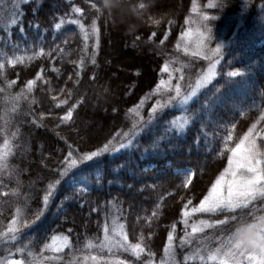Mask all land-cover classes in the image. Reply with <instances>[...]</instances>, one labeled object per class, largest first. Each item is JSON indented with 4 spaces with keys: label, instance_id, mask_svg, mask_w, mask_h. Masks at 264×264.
<instances>
[{
    "label": "trees",
    "instance_id": "obj_1",
    "mask_svg": "<svg viewBox=\"0 0 264 264\" xmlns=\"http://www.w3.org/2000/svg\"><path fill=\"white\" fill-rule=\"evenodd\" d=\"M137 2L138 0H131L130 4L115 12V23L109 21L105 27L103 21L100 22L98 49L94 36L85 40L84 33L77 25L67 23L68 20L79 18L78 14L72 12L73 7L83 8L87 19L88 0H32L31 3L15 0V10L19 12V16L15 17L18 24L0 23V51L7 52L9 56L24 57H31L33 51H39L40 48L45 53L52 52L51 58L48 55L36 57L25 60L24 64L15 69L6 68L8 79L17 80V74L19 75L14 91H19L27 80L34 79L36 73L43 68V76L50 81L51 88L58 90L66 87L75 91L70 102H75L81 96L85 98V102L74 112L71 127L61 126L60 129H55L58 121L46 116L45 127L37 129L26 122L23 114L16 118L22 135L16 141L18 147L11 164L26 169L20 180L24 185L22 193L32 197V210L43 207L44 189L49 180L54 178L50 169L57 166V162L67 151V145L56 137L55 131H59L73 147L83 151L94 150L115 132L121 129L127 131L131 127L127 110L164 77L160 69L165 60L175 54L174 46L180 32L185 29V18L191 14L192 0H154L150 14L157 18L163 17L158 28L149 26L146 20L138 19L132 14L131 7ZM220 2L222 7L207 9L204 7L207 0H197L202 11L218 17L210 22L214 34L221 35L224 40H231L232 34L237 33L238 40L233 46L232 54L225 51L219 70L227 72L246 69L251 64L247 84L228 92L222 105L213 112H198L199 119L190 126L185 136L178 140L173 138L171 144L163 143L159 151L148 148L149 140L163 135L166 122L179 113L175 109L167 110L158 125L141 134L137 141L138 148L106 155L98 164L86 168L82 174L86 180V190L83 193L71 190L67 184L59 186L46 210L43 225L37 231L26 230L27 235L22 243L31 239L34 250L39 253L52 236L67 235L72 247L65 248L63 253L58 254L63 257L64 263L73 254H89L84 249L86 240L93 239L96 242L97 237L102 238L104 224L110 226L113 219H117L118 223L125 224L130 241L137 242L136 237L143 232L145 243L155 253L153 259L158 264L164 256L168 232L175 223L177 264H199L198 261L185 262L184 259L197 245L193 242L180 246V239L184 236V227L180 222L181 209L188 198H192L193 205L198 204L223 171L228 155H219L224 128L235 123L236 140L264 111V12L260 8L264 0H250V6L246 10L243 9L246 0ZM0 9H3L0 16H7L10 20L13 15V0H0ZM61 18L65 19V24L58 30L54 25ZM168 20L174 23L169 26ZM152 31L157 32V37L154 42H149L148 37ZM165 32L170 33L169 38L165 45H160L159 40ZM137 35L141 39L134 41ZM214 43L215 40L212 47L215 46ZM58 49H64L63 54ZM93 57L97 61L95 66L91 64ZM81 59L85 62L84 71L81 72L80 84L74 85L77 66L73 62ZM194 64L193 78L202 67H206L205 61L196 60ZM53 68L59 71L55 72ZM69 75L73 76V80H68ZM93 75L97 77L95 81L92 80ZM218 80L222 82L220 77ZM182 83L186 85L188 82ZM105 89L108 91L105 92ZM52 94L55 92L50 94L43 81H37L32 94L37 101L33 106L37 114L41 111L47 113L49 108H53L57 115H63L64 109H54ZM208 95L215 99L211 92ZM199 99L200 103L191 105L193 111L206 103L205 97L200 96ZM149 104L150 102L145 105V119ZM27 107V103H22V111H26ZM113 107L118 111L113 113ZM98 125V128H94ZM74 128L80 130V135ZM81 135L85 138L81 139ZM197 138L199 147L195 143ZM49 153L51 157L45 159L48 164L46 169L41 160L49 157ZM186 170L197 173L193 177V183L187 189L177 187L182 184ZM30 181H35V184H30ZM9 184L10 187H15L14 181ZM66 197L71 199H65ZM158 205V215L152 219L149 227L145 218H150ZM93 208L97 211H91ZM12 211L11 208L6 209L4 216L0 218L5 224ZM197 218L215 217L202 214ZM69 229L72 231L69 232ZM216 234L219 235L218 232ZM143 259H147V256L142 257Z\"/></svg>",
    "mask_w": 264,
    "mask_h": 264
},
{
    "label": "snow or ice",
    "instance_id": "obj_2",
    "mask_svg": "<svg viewBox=\"0 0 264 264\" xmlns=\"http://www.w3.org/2000/svg\"><path fill=\"white\" fill-rule=\"evenodd\" d=\"M23 2L31 3L32 0H23ZM130 3L131 0H88L87 19L83 8L73 7L72 12L78 14L79 18L68 20L67 23L77 25L84 33L85 40L89 36H94L98 49L100 22L103 21L105 27L109 21L115 23L114 13ZM222 6L220 0H207V4L204 5L207 9ZM249 6L250 0H246L243 9L246 10ZM152 7H154V0H138L132 5L131 12L136 18L146 20L149 26L158 28L163 17L157 18L150 14ZM260 8L264 12V3H261ZM15 9L16 3L13 0L11 19L0 16V23L17 25L18 21L15 17L19 16V12ZM191 12L196 19L185 18V25L188 27L179 34L174 46L175 54L169 56L160 69L167 78L160 79L149 93L127 110L126 115L131 119V127L127 131L121 129L115 132L111 138H106V142L102 145L88 151L73 147L59 131H55L56 137L67 145V151L57 162V166L50 169L54 173V178L49 180L44 189L43 207L36 210L31 208L32 197L22 193L24 185L20 176L26 169H20L11 164L18 147L16 141L22 135L16 118L23 114L26 122L37 129L45 127L46 116L58 121L55 129H60L61 126L71 127L74 122V112L85 102V98L81 96L75 102H70L75 96V91L66 87L58 90L51 88L50 81L43 76V68L36 73L34 79L27 80L19 91H14L19 75L17 74V80L8 79L6 68L15 69L18 65L24 64L25 60H33L36 57L48 55L51 58L52 52L45 53L44 49L40 48L39 51H33L31 57H24L9 56L7 52L0 51V218L4 216L6 209H13L6 224L3 219H0V264H63L62 256H45L44 252L47 250L59 254L63 253L65 248H71L72 244L67 235L52 236L51 243L45 244L39 253L34 250L31 239L25 243L21 242L27 235L26 230L37 231L41 228L46 218V210L59 186L67 184L71 190L83 193L86 190V180L82 174L86 168L92 164H98L106 155L138 148L137 141L141 134L158 125L167 110L176 109L183 114L168 120L164 134L151 138L148 148L159 151L163 143L171 144L173 138L178 140L185 136L190 126L199 119L198 112H213L216 107L222 105L228 92L247 84L246 78L252 67L251 64L246 69L227 72L219 70L225 51L228 50L229 54H232L233 46L238 40L237 33L234 32L232 39L226 44L222 36L214 34L210 26V22L218 17L201 11L197 0H192ZM67 15L66 13L65 16ZM167 23L171 26L174 22L168 20ZM63 24L65 19L61 18L54 27L59 30ZM36 27L39 29L38 24ZM169 34V32L163 34V38L159 40L160 45H165ZM155 37L157 32L152 31L148 41L154 42ZM140 39L139 35L134 37V41ZM214 40L215 47H212ZM58 51L63 54L64 49H58ZM196 60L205 61L206 67H202L193 78L192 71ZM73 63L77 66L74 85H79L85 62L81 59ZM91 64L93 66L97 64L94 57ZM52 70L59 71L56 68ZM218 77L222 79V82L218 80ZM96 78L95 75L92 76L93 81ZM68 80H73V76L69 75ZM37 81H43L48 86L50 94L55 92L51 95L54 109H64L63 115H57L53 108H49L47 113L41 111L37 114L33 107L37 101L32 96ZM185 81L188 82L186 85L182 83ZM104 91L107 92L108 89ZM209 92L215 99L209 97ZM200 96L205 97L206 103L201 104L200 109L193 111L191 105L200 103ZM150 101L147 119H145V105ZM22 103H27L26 111H22ZM112 111L115 113L118 109L113 107ZM73 130L80 135L79 129ZM235 130L236 124L233 123L230 127L224 128L225 134L221 137L219 155L228 154L227 167L216 177L207 194L198 204L193 205L192 198H188L181 209L180 222L184 225V236L180 239V246L193 242L197 245L185 256V262L192 260L199 261V264H264V111L236 140H234ZM172 134L175 136L173 137ZM204 135L206 136L207 133L205 132ZM84 138V135H81V139ZM195 143L199 147V138ZM148 148L145 150L147 151ZM50 157L51 153L49 157L41 160V164L46 169L48 164L45 163V159ZM183 175V182L177 187L187 189L193 183V177L197 173L186 170ZM12 181L15 182V187H10L9 182ZM30 184L34 185L35 181H30ZM77 185H84V187H77ZM65 199H71V197ZM91 211H97V209L93 208ZM158 211L159 205L150 218H145L149 227L152 219L157 217ZM198 214L215 218H197ZM221 216L223 218H219ZM175 232L176 224L174 223L168 232L167 244L164 248L166 259L161 260L160 264H177ZM217 232L219 235L216 234ZM246 234L253 236L249 245H246L241 238ZM136 241H130L124 223H118L117 219H113L111 226L104 224L102 238L97 237L96 242L93 239L86 240L84 249L88 250L89 254L82 256L73 254L67 264H155L153 259L155 253L145 243L146 237L143 232L136 237ZM92 252L96 254H91ZM145 255L147 259L142 260Z\"/></svg>",
    "mask_w": 264,
    "mask_h": 264
},
{
    "label": "rangeland",
    "instance_id": "obj_3",
    "mask_svg": "<svg viewBox=\"0 0 264 264\" xmlns=\"http://www.w3.org/2000/svg\"><path fill=\"white\" fill-rule=\"evenodd\" d=\"M202 11V10H201ZM189 17H191L192 19H196V17H195V15L194 14H192V12H191V14H190V16ZM262 22L264 23V17H262ZM193 27L195 26V25H192ZM186 27H188V25H185V28ZM225 41V43L227 44L228 43V41H230V39H228V40H224ZM215 43H216V41H215ZM214 43V44H215ZM215 47V46H214ZM164 79H166L167 78V76H166V74H164V77H163ZM150 104H151V101H150ZM149 104V105H150ZM176 110V109H175ZM177 111H179V110H177ZM183 113L181 112V111H179V113L175 116V117H178V116H180V115H182ZM127 118L129 119V121H130V124H131V119L127 116ZM100 125H98V126H96V127H94V128H98ZM225 167H227V162H226V165H225ZM224 167V168H225ZM211 187V186H210ZM209 187V188H210ZM208 192V191H207ZM207 194V193H206ZM200 215H202V214H198V216H200ZM195 219V218H194ZM111 224H112V222H111ZM111 226V225H110ZM183 227H184V225H183ZM184 233V232H183ZM102 237H103V231H102ZM51 243V240H50V242H48L47 244H50ZM65 250V249H64ZM86 253H87V251H86ZM59 254H61V253H59ZM91 254H96L95 252H92ZM44 255L45 256H51V255H58V254H56V253H52L51 251H45L44 252ZM105 255H106V253H105ZM81 256V255H80ZM71 259V258H70ZM164 259H166V257L165 256H163V258H162V260H164ZM69 260V259H68ZM68 260H66L63 264H67V261ZM199 262V261H198ZM158 264H160V262H158Z\"/></svg>",
    "mask_w": 264,
    "mask_h": 264
},
{
    "label": "clouds",
    "instance_id": "obj_4",
    "mask_svg": "<svg viewBox=\"0 0 264 264\" xmlns=\"http://www.w3.org/2000/svg\"><path fill=\"white\" fill-rule=\"evenodd\" d=\"M242 240L246 245L250 244V241L253 239V236L251 234L242 235Z\"/></svg>",
    "mask_w": 264,
    "mask_h": 264
}]
</instances>
